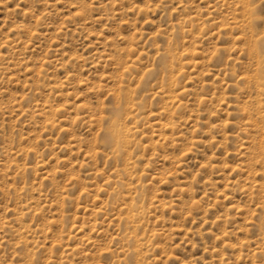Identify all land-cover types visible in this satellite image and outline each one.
<instances>
[{"label": "rangeland", "instance_id": "obj_1", "mask_svg": "<svg viewBox=\"0 0 264 264\" xmlns=\"http://www.w3.org/2000/svg\"><path fill=\"white\" fill-rule=\"evenodd\" d=\"M0 264H264V0H0Z\"/></svg>", "mask_w": 264, "mask_h": 264}, {"label": "bare ground", "instance_id": "obj_2", "mask_svg": "<svg viewBox=\"0 0 264 264\" xmlns=\"http://www.w3.org/2000/svg\"><path fill=\"white\" fill-rule=\"evenodd\" d=\"M118 114V113H117ZM121 130V129H120ZM109 131V130H108ZM116 131V130H115ZM112 132H113V130H112ZM118 132V131H117ZM109 133H111V132H109ZM111 135H113V134H111ZM108 136V135H107ZM111 137V136H110ZM110 137H108V138H110ZM113 137H115V136H113ZM111 139V138H110ZM113 139H115V138H113ZM117 139H118V137H117ZM112 140V139H111ZM120 142V141H119ZM118 142V143H119ZM121 144V143H120Z\"/></svg>", "mask_w": 264, "mask_h": 264}]
</instances>
